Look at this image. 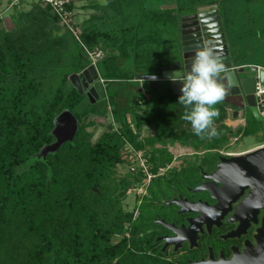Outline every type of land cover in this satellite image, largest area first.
I'll return each instance as SVG.
<instances>
[{
  "label": "trees",
  "instance_id": "obj_1",
  "mask_svg": "<svg viewBox=\"0 0 264 264\" xmlns=\"http://www.w3.org/2000/svg\"><path fill=\"white\" fill-rule=\"evenodd\" d=\"M28 2L31 9L18 13L26 22L13 14L15 27H0V264H145L146 259L126 250V225L133 212L125 210L122 199L132 179L127 174L116 177L124 147L143 150L153 163L168 162L173 155L166 151L167 144L221 147L239 130L223 122L231 106L225 98L215 105L219 135L201 139L181 118L180 95L168 81L149 80L153 87L160 82V87L137 86L135 91H129L128 81L139 73H161L180 47L181 16L211 5L219 8L234 64H246L239 61L237 44H250L251 39L237 21L239 4L106 0L96 6L99 13L74 24L78 40L49 5ZM74 2L67 8L74 9ZM251 2L264 23V0L240 5ZM260 30L264 33L262 26ZM98 48L104 56L95 66L105 92L99 100L79 93L69 79L92 62L87 50ZM64 108L77 118L74 138L38 157L40 148L55 140L53 119ZM247 112L241 136L250 134L256 120ZM107 114L112 121L92 140L87 127L94 117ZM146 125L153 132L139 139ZM117 235L120 240L115 242Z\"/></svg>",
  "mask_w": 264,
  "mask_h": 264
},
{
  "label": "flooded vegetation",
  "instance_id": "obj_2",
  "mask_svg": "<svg viewBox=\"0 0 264 264\" xmlns=\"http://www.w3.org/2000/svg\"><path fill=\"white\" fill-rule=\"evenodd\" d=\"M176 53H180L179 48ZM224 98L231 102L233 115L241 118L236 107L242 108V97L231 96L226 86ZM243 109L246 124L247 107ZM173 144L166 145L172 155ZM179 145L190 149V156L177 160L173 155L168 162L156 163L148 159L152 173L148 180L140 172L128 175L132 179L129 186L136 188L125 196L132 204L125 210L133 212L125 231L130 239L127 253L143 257L145 264H264L263 192L256 190L254 198V194L250 197V186L241 191L218 190L220 183H211L209 175L221 158L233 155L226 153L224 146ZM230 174L225 169L218 177L228 179ZM136 177L140 178L134 180ZM119 237L115 236L114 241Z\"/></svg>",
  "mask_w": 264,
  "mask_h": 264
},
{
  "label": "water",
  "instance_id": "obj_3",
  "mask_svg": "<svg viewBox=\"0 0 264 264\" xmlns=\"http://www.w3.org/2000/svg\"><path fill=\"white\" fill-rule=\"evenodd\" d=\"M180 20V53L175 54L178 55V58L174 56L175 58L171 59V62L159 74L139 73L134 76V79L166 80L169 82L171 90L175 94L181 95V75L190 70L195 53L208 46L221 57L224 65L221 82L227 86L231 96L240 95L243 99L242 108L238 110L243 112V108L246 106L256 119H262L263 115L260 113L262 106L257 104L254 89L257 76H259L260 82L264 83V67L251 65L250 71L245 72V65L234 64L219 8L216 6L201 7L195 12L182 15ZM175 75L176 80H173ZM69 79L79 93H83L87 89L88 96L95 95L97 99L105 97L103 83L99 79V73L93 63L78 73H71ZM229 103L231 104V102ZM234 112H237V109ZM234 115L236 116L235 113ZM77 130L78 123L75 115L68 108L62 109L53 119L51 134L55 140L43 145L37 156L45 157L48 153L56 152L63 143L74 138ZM225 169L231 173L230 178H219L218 175ZM209 176L212 177L211 183L214 181L220 183V186L216 185L218 190L235 189L241 191L250 186V197L254 194L253 197L255 198L256 190H260L264 194V147L240 151L228 158L222 157L216 170ZM202 187L204 185L199 188ZM205 188L217 190L213 186H205ZM262 231L264 232V219Z\"/></svg>",
  "mask_w": 264,
  "mask_h": 264
},
{
  "label": "rangeland",
  "instance_id": "obj_4",
  "mask_svg": "<svg viewBox=\"0 0 264 264\" xmlns=\"http://www.w3.org/2000/svg\"><path fill=\"white\" fill-rule=\"evenodd\" d=\"M11 1L12 0H0V27L2 29H13L15 27V23L12 18L13 14L15 18L20 19L22 23L26 22V19L24 18L25 16L21 17L18 13L22 12L24 14L32 7L31 3H29L28 0L24 2L22 1L19 7L12 5ZM243 1L244 0H236V4H239V6H236V11L239 15H237L236 18L237 21H239V26L244 30L245 33H247V36H249L251 42L250 44L249 41L245 43L240 42L239 44H237V51L239 61L246 63L245 72H249L251 65L264 67V33H262V30H260V26L264 28V23H262L263 20L260 19L259 12L261 11H256L255 2L246 3L245 6H241L240 2ZM105 2L106 0H75L73 21L78 25L81 24L83 20L89 19L93 14L99 13L98 9H96V6L104 4ZM174 56L176 57L175 52H173L172 58H175ZM148 81L149 80L142 81L135 79L128 81L129 91H135L137 89V86H140V88L142 89V87L146 85L152 88H159L161 85L160 82H156L154 83L153 87V83ZM87 97L91 99V96L87 95ZM139 105L142 108L144 103L142 102ZM229 112L230 111H228L227 108V115L224 118L223 122L232 130H239L240 133L241 125L236 126L237 123H239V117L235 115L231 116ZM247 117H250L249 113L247 114ZM94 120V123L87 127V130L93 132L92 140H95L99 136V134L107 127V124L112 121L110 114H107L105 118L94 117ZM113 122L115 125L117 124L115 120ZM251 124L253 126V130L250 132V134L241 136L232 144L230 143L233 138L231 136L232 138L230 137L227 140V144H225L224 147L221 146V148L223 147L224 151L240 152L247 148L256 146L260 142L264 141V115L262 119H252ZM215 125L216 124L214 123L213 126ZM152 132L153 129L151 126H144L142 128V133L139 135V139H143L144 136L149 135ZM171 149L173 155L177 158V160L182 157L190 156L189 153L191 152V150L187 149V147L180 146L178 142H175V144L171 145ZM126 169V164L119 163L116 168V177L123 175ZM130 201V197H124L122 199V205L125 209L131 207L132 204Z\"/></svg>",
  "mask_w": 264,
  "mask_h": 264
},
{
  "label": "clouds",
  "instance_id": "obj_5",
  "mask_svg": "<svg viewBox=\"0 0 264 264\" xmlns=\"http://www.w3.org/2000/svg\"><path fill=\"white\" fill-rule=\"evenodd\" d=\"M223 71L221 57L205 46L195 53L190 70L181 75L182 94L178 97V103L184 107L181 118L190 122L194 134L201 139L219 135L213 125L219 116L215 105L226 95V86L221 82Z\"/></svg>",
  "mask_w": 264,
  "mask_h": 264
},
{
  "label": "built area",
  "instance_id": "obj_6",
  "mask_svg": "<svg viewBox=\"0 0 264 264\" xmlns=\"http://www.w3.org/2000/svg\"><path fill=\"white\" fill-rule=\"evenodd\" d=\"M19 1L20 0H12L11 4L12 5L18 4ZM31 1L39 2L42 5H49L51 11L58 17L59 23L67 27L79 40V30L77 27H75L74 25L75 22L73 21L74 9L67 8V5L69 3H73L74 0H31ZM87 53L91 58L92 61L91 63H93L94 65L98 59L104 56V51L102 48H98L97 50L94 51L87 50ZM99 79L101 80V82H103V79L101 77H99ZM254 94L256 95L257 104L262 106V111L260 113L264 115V83L260 82L259 76H257L256 78ZM242 114L243 112L239 111V115L241 116L240 119L242 120L240 124H242L243 126L245 122H244V118L242 117ZM232 137H231L232 141L230 142L231 144L241 137V133H238ZM263 146H264V141L260 142L255 147H263ZM226 153L233 154L234 152L227 151ZM122 159H123L122 163L126 164V168H127L124 174L134 175L137 172H140L142 173V175L147 176V180L152 176V173L149 170L148 156L144 155L143 150L136 149L134 148L133 145L127 144L123 149ZM135 188L136 187L134 186H129L126 189V195L130 193L131 194L134 193L133 191L135 190Z\"/></svg>",
  "mask_w": 264,
  "mask_h": 264
},
{
  "label": "crops",
  "instance_id": "obj_7",
  "mask_svg": "<svg viewBox=\"0 0 264 264\" xmlns=\"http://www.w3.org/2000/svg\"><path fill=\"white\" fill-rule=\"evenodd\" d=\"M211 6H215V5H211ZM211 6H205V7H211ZM245 65V64H244ZM146 96H148V94L146 93ZM228 108V111H230L229 113L231 114V116L233 115V110L230 108V107H227ZM234 119H236V118H234ZM241 119L239 118V123H237V125L236 126H238V125H241V128H243V126H242V124H240L241 122H242V120L240 121ZM158 145V144H157Z\"/></svg>",
  "mask_w": 264,
  "mask_h": 264
},
{
  "label": "bare ground",
  "instance_id": "obj_8",
  "mask_svg": "<svg viewBox=\"0 0 264 264\" xmlns=\"http://www.w3.org/2000/svg\"><path fill=\"white\" fill-rule=\"evenodd\" d=\"M237 153H238V152H234L233 155H234V154H237Z\"/></svg>",
  "mask_w": 264,
  "mask_h": 264
}]
</instances>
